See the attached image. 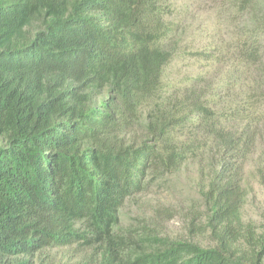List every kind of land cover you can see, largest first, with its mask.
Masks as SVG:
<instances>
[{
  "label": "trees",
  "instance_id": "obj_1",
  "mask_svg": "<svg viewBox=\"0 0 264 264\" xmlns=\"http://www.w3.org/2000/svg\"><path fill=\"white\" fill-rule=\"evenodd\" d=\"M235 3L252 14L238 58L254 65L264 0ZM171 13L169 0H0V264L53 248L67 250L45 264H264V214L244 216L251 177L264 184V119L248 107L263 76L169 86ZM190 158L207 160L197 230L215 244L123 229L126 202Z\"/></svg>",
  "mask_w": 264,
  "mask_h": 264
},
{
  "label": "rangeland",
  "instance_id": "obj_2",
  "mask_svg": "<svg viewBox=\"0 0 264 264\" xmlns=\"http://www.w3.org/2000/svg\"><path fill=\"white\" fill-rule=\"evenodd\" d=\"M172 13L176 50L168 66L166 77L169 86L182 87L187 78L211 75L220 79L223 75H262L264 79V38L261 41L263 58L254 65L241 64L238 56V39L251 26L252 14L241 11L235 0H169ZM258 71L257 68H261ZM255 119H264V99L255 97L248 106ZM264 148L262 142L256 152L258 157ZM207 160H203L206 163ZM196 159H188L175 170H164L141 193L130 198L121 210L120 225L123 229L139 231L152 228L159 235L172 239H187L203 245L215 244L208 231L197 227L206 220V205L202 188L206 183L207 166ZM250 169L252 166L250 165ZM204 176V178H203ZM253 190L244 209L245 220L263 221L264 184L258 176H252ZM67 248H53L47 257L38 255L36 264H45L53 258H63ZM44 258V262H41Z\"/></svg>",
  "mask_w": 264,
  "mask_h": 264
}]
</instances>
